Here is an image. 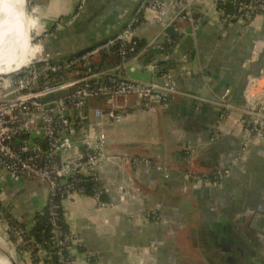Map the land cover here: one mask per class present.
Here are the masks:
<instances>
[{
    "label": "crops",
    "instance_id": "1",
    "mask_svg": "<svg viewBox=\"0 0 264 264\" xmlns=\"http://www.w3.org/2000/svg\"><path fill=\"white\" fill-rule=\"evenodd\" d=\"M31 1L38 24L35 28L34 21L33 29L50 32L44 51L65 60L120 34L144 0H84L81 9L80 0ZM194 7L201 32L192 60L161 65L184 95L150 108L137 107L128 95L117 97L113 108L122 113L121 122L103 116L112 157L100 170L104 205L81 194L64 202L66 226L94 255L89 264H264V140L254 141L247 157L217 187L186 176L189 170L213 176L241 149L244 91L249 77L262 75L264 69V16H255L250 24L224 25L215 0H196ZM154 16L147 14L135 28L134 38L144 52L130 60L131 66L140 65L146 58L141 56L165 33ZM109 64L93 60L105 75L114 69ZM188 71L192 74L187 76ZM121 75L130 78L126 70ZM226 91L234 108L222 120L218 101ZM88 106L103 112L107 108L104 98L90 99ZM215 132L218 138L212 141ZM187 145L193 148L189 160ZM121 157H148L163 170L131 167ZM1 185L0 201L18 221L34 225L45 209L44 184L15 182L1 173ZM154 213L167 223H155L146 215Z\"/></svg>",
    "mask_w": 264,
    "mask_h": 264
},
{
    "label": "built area",
    "instance_id": "2",
    "mask_svg": "<svg viewBox=\"0 0 264 264\" xmlns=\"http://www.w3.org/2000/svg\"><path fill=\"white\" fill-rule=\"evenodd\" d=\"M195 1L144 0L136 17L118 36L71 60H61L57 54L46 53L39 39L41 49L37 52L36 63L0 77V192L1 173L15 182L36 180L47 190L43 212L46 210L48 217L49 239L40 242L31 236L33 225L20 226L13 210L0 201V220L11 234L10 243L26 260H32L33 264H89L94 259L76 233L62 229L64 202L81 194L90 195L99 205H104L101 201L105 188L100 170L112 157L106 149L103 116L121 122L122 113L113 108L117 97L128 95L134 98L137 107L150 108L167 102L173 95H184L170 72L162 74L163 85L147 84L123 77L121 73L131 66V59L144 52L139 51L134 31L138 24L145 22L147 14H154L153 21L163 30L172 26L186 34L189 28L194 34L197 28ZM83 3L84 0H80L78 9ZM215 5L218 20L224 25L238 21L250 24L255 16H264V0H215ZM171 11L174 14L170 17ZM75 17L74 14L68 23H72ZM182 22L187 24L186 29L181 27ZM44 34V41H47L50 34ZM177 43L169 36L165 52L169 54ZM111 56L119 58L113 72L105 75L94 67L95 58ZM190 74V71L186 73L187 76ZM70 88H74L73 94L53 102H42L47 96ZM229 94L226 91L218 101L222 120L234 108L229 102ZM244 96L246 104L240 109L243 140L238 155L213 176L187 171L190 181L207 187L219 186L247 157L251 144L264 140V69L262 75L249 77ZM93 98H104L105 112L88 106ZM217 138L218 133L215 132L212 141ZM184 153L189 160L192 146L187 145ZM119 159L131 167L145 165L163 170L148 157ZM146 215L155 223H167L157 213ZM47 247L49 250L45 249ZM53 259L55 263H51Z\"/></svg>",
    "mask_w": 264,
    "mask_h": 264
},
{
    "label": "water",
    "instance_id": "3",
    "mask_svg": "<svg viewBox=\"0 0 264 264\" xmlns=\"http://www.w3.org/2000/svg\"><path fill=\"white\" fill-rule=\"evenodd\" d=\"M27 6L26 11L29 12L28 7V0H26ZM34 17V16H33ZM35 19V17H34ZM186 34H183L179 31H176L172 26H168L165 30V33L161 35V39L153 42L149 46L148 52H145L141 57H146L143 61H141V64L138 66H128L126 68L127 74L130 76V79L142 81L147 84L155 83L158 85L164 84V79L162 78V74L164 73V69L161 68V65L165 62H171L176 64H186L192 60L194 49L197 40L199 39V35L201 32V26H197L196 31L194 34H192L191 30L188 28L186 29ZM119 35V34H118ZM117 35V36H118ZM175 37L178 39V43L175 46L173 50L169 54L165 52V50L162 48L163 44L166 43L168 37ZM116 36L112 37L115 38ZM110 38V39H112ZM48 41V40H47ZM46 42V41H45ZM45 42H43L41 45L43 46V49L45 47ZM105 43V42H104ZM103 43V44H104ZM102 45V44H100ZM98 45V46H100ZM96 46V47H98ZM94 47V48H96ZM93 48L81 51L80 53L73 54L66 58L65 60H71L76 57H80L84 53L92 50ZM190 55V56H188ZM164 57L163 59L157 61L159 57ZM153 60H156L157 62L152 63ZM41 61H44L43 58H41ZM36 63V60L31 61L29 64ZM28 64V65H29ZM171 66V65H169ZM11 75V74H10ZM7 76V75H6ZM74 93V88L66 89L58 91L54 94H51L44 98L42 100L43 103L53 102L59 99H63L71 94ZM171 98V97H170ZM213 101H218L216 98H211ZM0 260L7 261L10 264H17L14 257L12 256L11 252L6 246V242L3 240V238L0 237Z\"/></svg>",
    "mask_w": 264,
    "mask_h": 264
},
{
    "label": "bare ground",
    "instance_id": "4",
    "mask_svg": "<svg viewBox=\"0 0 264 264\" xmlns=\"http://www.w3.org/2000/svg\"><path fill=\"white\" fill-rule=\"evenodd\" d=\"M26 6V0H0V76L17 73L38 54L30 45L32 18Z\"/></svg>",
    "mask_w": 264,
    "mask_h": 264
},
{
    "label": "rangeland",
    "instance_id": "5",
    "mask_svg": "<svg viewBox=\"0 0 264 264\" xmlns=\"http://www.w3.org/2000/svg\"><path fill=\"white\" fill-rule=\"evenodd\" d=\"M28 7H29L28 14L32 18V21H31V34H30V45H31V47H34V46L37 47V51H40L41 46L38 44V40L41 39L42 43L45 42L44 41L45 40L44 39V35L45 34H44V32L39 33V28L35 29L38 24H37L36 18L33 19L36 16L34 14H32L33 6H32V1L31 0H28ZM34 21L36 22V24H35V28L33 29ZM36 54H37V52H36ZM0 77H3V76H0ZM7 206H9V205H7ZM10 235L11 234H9V231L7 230V228L5 227L3 222H1V220H0V237L3 238V240L6 242V246L9 249V251L11 252V254L14 257L15 261L17 262V264H33L32 260L31 261L26 260V258L20 252H18L15 248H13V245L10 243L11 242L10 241L11 240V236ZM5 262H7V261L0 260V264L5 263Z\"/></svg>",
    "mask_w": 264,
    "mask_h": 264
},
{
    "label": "trees",
    "instance_id": "6",
    "mask_svg": "<svg viewBox=\"0 0 264 264\" xmlns=\"http://www.w3.org/2000/svg\"><path fill=\"white\" fill-rule=\"evenodd\" d=\"M181 27L183 29L187 28V24L185 22L181 23ZM50 33V32H48ZM173 39H175L176 41H178L177 38L172 37ZM138 47H139V51H142L144 49V46L142 44L138 43ZM104 59L105 62H109L111 67H116L119 64V58H117L116 56H111V57H105L102 58ZM95 67V66H94ZM46 211V210H45ZM42 212L37 214L36 218V222L35 224L32 226L31 228V236L33 239H35L37 242L43 241V240H48L49 239V230H50V226H49V222H48V217H47V213ZM20 226H24L26 224H23L19 221ZM62 229L64 231H68V227L66 226L65 222L63 221L62 224ZM46 250H49V247L45 248ZM55 259H53V261L51 263H55ZM45 264H49L48 262H44ZM56 264V263H55Z\"/></svg>",
    "mask_w": 264,
    "mask_h": 264
}]
</instances>
